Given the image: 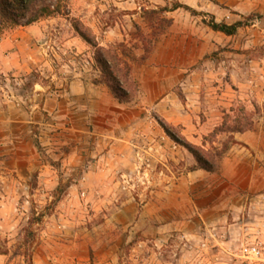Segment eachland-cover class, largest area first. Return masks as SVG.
I'll use <instances>...</instances> for the list:
<instances>
[{
  "label": "crops",
  "instance_id": "crops-1",
  "mask_svg": "<svg viewBox=\"0 0 264 264\" xmlns=\"http://www.w3.org/2000/svg\"><path fill=\"white\" fill-rule=\"evenodd\" d=\"M216 1L183 0V4L228 24L250 13L264 19V0ZM165 14L171 24L149 56L132 63L138 90L129 102H119L101 82L91 47L72 28L52 26L60 17L2 34L1 194L53 191L63 183L69 189L89 186L96 193L103 186L107 193H115L119 185L127 192L136 189L140 198L128 197L116 205L110 223L153 231L155 240L178 232L210 251L208 257L221 258L219 264H229L230 250L244 243L247 231L257 232L264 245V213L251 221L264 209V120H255L252 129L229 133L232 142L215 170L189 168L163 186L158 164L165 155L180 153L190 167L195 161L149 118L152 113L178 126L193 144L216 145L204 137L221 124L224 112L235 102H256L260 97L252 85H257L256 77L248 74L247 67L264 60L250 56L242 60L243 51L254 43L250 35L243 38L244 31L255 34L256 19L226 35L186 9ZM76 16L92 29L100 45L128 42L113 27L99 37L95 20L87 21L81 12ZM57 33L64 35L62 46L83 58L81 67L69 63L57 67L52 58ZM142 53L135 49L137 56ZM178 85L183 100L174 90ZM147 166L153 174V195L142 199Z\"/></svg>",
  "mask_w": 264,
  "mask_h": 264
},
{
  "label": "rangeland",
  "instance_id": "rangeland-1",
  "mask_svg": "<svg viewBox=\"0 0 264 264\" xmlns=\"http://www.w3.org/2000/svg\"><path fill=\"white\" fill-rule=\"evenodd\" d=\"M176 1L183 4V0H68V6L71 17L79 19L76 14L81 12L88 16L87 21L95 20V25L98 27L97 36L101 37L103 31L113 27L116 33H120L122 38L131 44L136 41L133 35L136 32L134 24L145 31L150 30L149 16L143 14L141 9H156L164 5L170 7ZM163 15L168 18L166 14L163 13ZM55 17L61 19L53 21L52 26L63 30L67 25L70 29L72 28L63 16ZM155 18L156 16L153 17L154 21H156ZM255 21L257 24L254 27L255 34L251 31H244L243 34L244 39L250 35V39L254 42L249 49L243 51L246 52L243 54V61L247 56L258 59L257 61L264 60V19L258 18ZM82 22L87 25L86 22ZM51 31L53 32V29ZM63 36L57 33L55 45L57 48L53 50L56 55H52L57 67L60 68L63 63H69L75 68L81 67L83 58L80 59L70 49L61 45ZM118 42L121 41L115 40L106 45H114ZM91 49L94 52L92 47ZM247 70L250 76L256 77L258 83L255 85L253 82L252 85L256 86L255 92H259L260 97L259 99L255 97L256 102L253 100L245 103L235 102L227 112L234 116L239 106H243L254 125V121L258 118L264 120V63L248 66ZM174 90L183 100L180 85ZM231 108L234 111H229ZM149 119L157 121L158 118L151 113ZM228 124L231 125L232 121L229 120ZM215 141L217 144L214 146L221 147L224 143L231 141V135L228 132L220 133ZM164 158L158 164L162 171L160 179L163 186L190 168L185 164L186 161L180 153L173 156L165 155ZM147 168L149 172L144 178L147 191L144 196H141L142 199H148L153 195V174L149 166ZM85 181L86 178L83 182ZM137 181L136 178L135 183ZM67 186V183H63L53 191L11 192L4 196L1 194L0 199L4 197V204H0V264H28L29 257L33 264L220 263L221 258L208 257L210 251H206V248L197 242L192 243L186 240L178 232H169L167 233L169 235L163 237L164 239L155 240L153 231L143 232L134 224L125 228L121 224L110 223L109 218L117 211L116 205L118 206L128 197L136 200L140 198L136 189L127 192L122 185H119L115 193H107L103 186L102 191L96 193L89 186L80 185L71 189ZM263 213V208L255 212L251 221L255 222V216H261ZM39 215H41L40 218ZM253 233L247 231L244 240L254 236ZM242 244L239 243L230 250L231 256L226 262L240 264L236 255ZM263 263L264 257L258 264Z\"/></svg>",
  "mask_w": 264,
  "mask_h": 264
},
{
  "label": "trees",
  "instance_id": "trees-1",
  "mask_svg": "<svg viewBox=\"0 0 264 264\" xmlns=\"http://www.w3.org/2000/svg\"><path fill=\"white\" fill-rule=\"evenodd\" d=\"M177 8H184L193 15H202V21L205 25L212 30L222 32L226 35L235 34L239 28L250 25L255 19L262 17L258 13H250L241 20L228 24L223 21H216L209 13L194 10L176 1L170 7L164 5L156 9H141L143 14L149 16L150 30L145 31L139 25L134 24L136 31L133 34L136 37L134 43L130 44L129 42L121 41L114 45L103 46L99 44L95 33L89 26L85 25L80 19L70 16L68 0H0V36L9 28L31 25L48 17L63 16L68 20L75 34L93 48V59L95 66L102 76L101 82H104L109 87L119 102H129L135 98L138 90L137 81L131 75L132 63L143 61L149 56L157 39L171 24V19L166 18L163 13L165 14ZM154 16H156V21L153 20ZM137 48L143 50L140 56L135 54V49ZM229 111L234 110L231 108ZM236 112L234 116H231L228 112H224L221 124L214 127L204 137V140L212 142L215 141L217 135L220 133L243 132L252 129L253 122L245 108L239 106ZM229 120L232 121L231 125L228 124ZM157 122L172 141L192 155L195 164L190 167L191 169L202 168L207 171L215 170L219 160L232 142L231 139L230 142L224 143L221 147L213 145L209 148H204L203 146L187 141L181 134L178 126L169 124L160 118L157 119ZM38 217L40 218L41 215ZM27 263L33 264L30 257Z\"/></svg>",
  "mask_w": 264,
  "mask_h": 264
},
{
  "label": "built area",
  "instance_id": "built-area-1",
  "mask_svg": "<svg viewBox=\"0 0 264 264\" xmlns=\"http://www.w3.org/2000/svg\"><path fill=\"white\" fill-rule=\"evenodd\" d=\"M255 233V234H254ZM247 239L236 255L240 264H258L264 257V245L259 241L256 232Z\"/></svg>",
  "mask_w": 264,
  "mask_h": 264
}]
</instances>
